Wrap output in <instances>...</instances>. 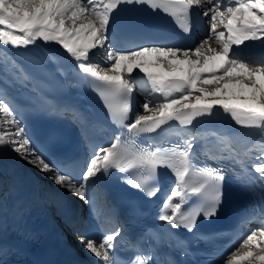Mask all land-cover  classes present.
<instances>
[{
  "label": "snow or ice",
  "instance_id": "1",
  "mask_svg": "<svg viewBox=\"0 0 264 264\" xmlns=\"http://www.w3.org/2000/svg\"><path fill=\"white\" fill-rule=\"evenodd\" d=\"M129 6L172 18L184 38L193 34V9H202L210 18L207 35L189 48L171 38L156 43L144 32H123L121 16ZM122 40L141 43L121 48ZM254 47L264 49V0H0V150L12 151L90 205V190L114 173L148 200L166 191L157 226L134 234L119 224L99 239L79 231L76 236L97 264H187L183 258L196 254L174 230L194 240L220 238L219 232L202 234L199 225L220 215L226 181L251 198V212L264 216V53L253 55ZM73 88L94 91L117 129L106 144L88 140L86 166L63 150L55 128L41 142L21 114L102 128L55 98L57 91ZM11 89L25 94L24 108L13 106ZM134 94L144 98L137 101L142 112L133 107ZM217 118L248 131L210 130L206 134L218 143L213 153L197 143L195 130ZM171 128L190 131L177 132L181 139L173 143L164 138ZM239 137H255L259 147L237 151ZM162 174L172 177L167 190ZM3 208L0 201V264H8L18 249L3 242ZM124 251L130 253L126 258ZM174 251L181 261L172 258ZM220 264H264V224L251 229Z\"/></svg>",
  "mask_w": 264,
  "mask_h": 264
},
{
  "label": "bare ground",
  "instance_id": "2",
  "mask_svg": "<svg viewBox=\"0 0 264 264\" xmlns=\"http://www.w3.org/2000/svg\"><path fill=\"white\" fill-rule=\"evenodd\" d=\"M202 12H203L202 9H196L195 15L192 17L193 31H195L193 32V34L196 33L197 37H199V35L202 36V33H204L205 30L208 28L207 17H205ZM152 13L153 12L150 9H148L146 6H143L142 8L136 6H129L128 10L122 13L121 25L125 26L128 29L134 28L138 25H143L147 28H151V24L148 23L147 17ZM172 23L175 24L174 21H172ZM168 30H174V28L170 26L168 27ZM194 45H192L191 47H194ZM119 47L129 48L130 46L128 45L127 40H122L119 44ZM253 49H259V48L254 47ZM8 52L11 54L14 52V50L9 48ZM97 59L99 61V58ZM70 91L72 94L74 106L78 107L85 113L89 112L90 114H94L95 117L100 120L109 121L105 108L102 104V101L94 91L85 90V89H76V88L70 89ZM18 92L19 91L15 89L9 90L8 98L10 100L15 99L16 94H18ZM59 94H60V90L55 93V97H59ZM18 95L24 98V96H22L21 94ZM134 96L137 99L139 98L140 95L134 94ZM137 109H140L139 104L137 105ZM29 115L33 119L32 130L34 136H36L37 139L43 142L44 134L49 129L52 128L49 127V125L45 120L36 119L30 113ZM217 120L218 122L225 121L222 118H217ZM225 123H227V125L230 128L228 133H243L248 131L245 129L238 128L232 122L225 121ZM83 128L90 138L98 140L102 144H106L110 142L111 138L117 131L116 126L106 127L103 125L102 128L99 126H86ZM55 129L61 134L64 141L67 140V141L75 142L74 136H71L66 128L63 129L55 128ZM244 138L247 137H239V139H244ZM255 141L256 139L248 147H259V145L255 143ZM197 143L211 146L212 152L214 150H217L218 148V143L216 138L212 137L210 134H202L198 136ZM237 145L238 143H234L233 147L237 151H240L239 149H237ZM7 151L8 149L0 150V192H1L0 201L3 202L2 197L7 194L9 198L15 197V199L18 201L22 209L29 211L32 210L33 205L30 204L28 200L23 196L22 194L23 192L20 189L21 186L27 182L28 174L31 173L38 176L44 193L46 192V189L48 187L64 190L52 184L51 181L47 180L43 173L38 174L36 172L37 169L35 171L33 168L31 169L26 168L23 165V163H21L16 159V156L14 154L11 155L13 161L10 158H6L5 153ZM89 156H90V150L87 153V158H89ZM78 173L79 171L76 170L75 174L74 173L73 174L77 175ZM169 176L171 175L162 174V179H161L162 185ZM90 191L94 193V189H91ZM122 193L125 197L122 202L126 205L131 204L132 202H140L146 199L142 193L138 192L137 190L129 188L126 184L123 183H122ZM245 198L246 195L240 191L239 187L235 183H232L231 181H226V196H225L226 203L223 206L222 211L218 216V218H215L212 221H208V222H211V224L216 225L224 221L227 218V216L231 215L233 212L242 210V202L244 201ZM81 201L84 202V200L82 199ZM3 204H4L3 215L8 217L9 214L7 212L11 209V207L9 205L8 206L5 205L4 202ZM85 204H86L87 212L83 217L84 221L82 225L81 223H78L74 228H66L64 229L63 233L64 236L72 243L75 249L82 255V257L90 258L92 255L84 250L83 246L80 244V242L77 239L76 232L79 231L82 234L87 235L86 233H89L90 228L94 227L96 231H94L93 233L90 231L91 235L89 236L99 239L105 233L114 230V228L117 226V222L116 221H113L111 223L105 222V218L109 214V212H105V211H103V214L105 215H103V218H101L102 220L99 219L97 220L95 217V211H96L95 208H93V206L90 207L91 205L88 203ZM28 234L32 235V232H28Z\"/></svg>",
  "mask_w": 264,
  "mask_h": 264
},
{
  "label": "rangeland",
  "instance_id": "3",
  "mask_svg": "<svg viewBox=\"0 0 264 264\" xmlns=\"http://www.w3.org/2000/svg\"><path fill=\"white\" fill-rule=\"evenodd\" d=\"M203 13V12H202ZM209 17H207V23H208V28H209ZM208 28L205 30V32L204 33H202V36H200L199 35V37H197V40H196V42H195V45L196 44H198L204 37H205V35H207V32H208ZM194 45V46H195ZM99 58V61L100 62H102V60H103V58L102 57H98ZM143 96H139V98H138V101H139V103H142L143 102ZM139 111H143V109L142 108H140V109H138ZM12 151H10V150H8L6 153H5V157L6 158H10L12 161H13V158H12V156L11 155H15L16 156V154L15 153H11ZM10 155V156H9ZM16 159L18 160V161H20L21 163H23V165L26 167V168H28V169H31V168H33L35 171H36V168H34L33 166H31V165H29V164H27L26 162H24L23 160H20L17 156H16ZM87 160H88V158H86V161H85V164H84V166H86V162H87ZM10 166V165H9ZM38 174L39 173H41V172H38V170L36 171ZM85 203H83V208H84V211H83V217H84V215H85V213L87 212V208H86V204L84 205ZM90 206V205H89ZM92 206H93V208H95V217H96V219L98 220H102L101 218H103V215H105V214H103V212L101 211V209L98 207V206H96V205H94V204H92ZM92 206H90V207H92ZM82 217V220H81V225H82V223H83V218ZM262 224H264V223H257V225H254V226H252V227H246L245 228V230H244V234L242 235V237H241V239L244 237V236H246L247 234H248V232L251 230V229H253V228H257V227H260ZM80 226V225H79ZM88 236L89 235H91V234H89V233H86ZM240 239V240H241Z\"/></svg>",
  "mask_w": 264,
  "mask_h": 264
}]
</instances>
